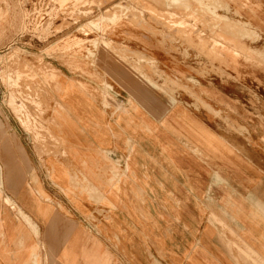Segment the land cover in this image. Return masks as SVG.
<instances>
[{"label":"crops","instance_id":"1","mask_svg":"<svg viewBox=\"0 0 264 264\" xmlns=\"http://www.w3.org/2000/svg\"><path fill=\"white\" fill-rule=\"evenodd\" d=\"M163 1L186 11L210 34L201 28L181 29L188 47L199 48L213 61L238 55L264 60V52L253 48L264 34L249 21L219 13L232 11L228 2L216 0L224 4L217 7L205 0H181L178 5ZM180 22L183 26L186 21ZM155 29L178 41L170 31ZM150 63L158 69L155 60ZM102 67L126 88L128 98L116 99L112 94L116 87L108 81L98 94L64 75L77 89L64 105L51 101L48 108L54 115L50 126L69 145L59 160L43 162L51 182L69 198L61 195L82 223L89 224L95 210L101 211L96 224L100 235L93 230L87 235L75 226L59 234L54 200L38 174L28 178L30 162L22 160L27 180L20 170L9 168L0 176V264H110L111 259L117 264H264L263 136L221 133L184 110L173 92L162 89L125 57L116 66ZM98 74L96 70L92 76ZM141 89L145 99L137 96ZM195 98L196 108L202 105L219 115L203 98ZM155 108L161 111L158 115ZM170 119L178 128L168 126ZM30 122L29 118L22 124L27 131L34 126ZM18 152H23L20 147ZM99 154L115 159L127 154L123 180L120 175L117 181L106 179L96 171L94 159ZM27 181L33 192L25 190ZM7 197L37 224L39 236L31 231L28 217L6 203ZM114 212L122 222L116 223ZM125 239H132L133 245L127 246ZM89 240L94 242L91 247Z\"/></svg>","mask_w":264,"mask_h":264},{"label":"rangeland","instance_id":"2","mask_svg":"<svg viewBox=\"0 0 264 264\" xmlns=\"http://www.w3.org/2000/svg\"><path fill=\"white\" fill-rule=\"evenodd\" d=\"M6 1L0 2V176L3 169L9 168L16 172L20 170L27 180V176H23L22 160L29 159L28 178L38 174L42 187L54 200L59 234L74 226L87 235L88 230L97 234L96 224L102 215L101 211L95 210L92 218L87 220L89 224L82 223L62 196L69 198L51 182L43 165L48 159L59 160L69 145L50 126L49 118L54 115L48 108L51 101L64 105L65 98L77 89V84L70 83L64 75L98 94L108 81L116 87V93H112L114 97L125 101L129 95L126 88L104 74L102 69V66H116L125 57L129 64L139 67L162 89L173 92L183 109L195 118L221 133L263 136L264 141V60L257 55L249 59L238 55L225 62L213 61L199 48L188 47L181 40V29L204 30V26L183 9L167 7L165 1L162 4L160 0ZM172 1L178 5L181 0ZM205 1L212 6L224 5L216 0ZM223 1L232 6V11L219 9V13L249 21L264 34V0ZM236 8L241 15L234 13ZM183 20L186 22L182 26L180 21ZM156 22L158 26L154 24ZM155 27L177 35L178 41L165 38ZM204 32L210 35L207 30ZM253 48L264 52V38L254 42ZM139 58H143L142 62L136 63ZM151 60L156 61L158 69L152 67ZM96 70L101 73L98 74L100 77L92 76ZM192 79L199 83L194 84ZM141 90L137 96L145 99L146 93ZM160 92L164 98V92ZM197 95L218 110L219 115L202 105L196 108L193 103ZM154 112L158 115L161 111L155 108ZM27 118L34 124L28 131L22 126ZM167 124L178 128L173 119ZM162 130L157 133L161 141ZM19 147L23 152H18ZM94 162L100 163L106 179L117 181L120 175L123 180V174L128 172L127 154H121L117 159L99 154ZM28 185L31 181L24 184L25 190L33 192ZM34 188L38 196L39 192ZM132 194L134 197V192ZM6 203L28 217L31 231L39 236L37 224L8 197ZM59 205H63L62 211L57 209ZM113 217L116 223L122 222L118 212H114ZM42 231L46 235V229ZM89 241L91 247L94 242ZM125 241L127 246L133 245L132 239ZM76 246L79 247L78 243ZM102 248L108 250L109 247L103 243ZM110 262L117 264L116 259Z\"/></svg>","mask_w":264,"mask_h":264},{"label":"bare ground","instance_id":"3","mask_svg":"<svg viewBox=\"0 0 264 264\" xmlns=\"http://www.w3.org/2000/svg\"><path fill=\"white\" fill-rule=\"evenodd\" d=\"M95 168H97V172L99 173V172H101V170H102V167H101V165H100V163H98V164H96V162H95ZM98 178L99 179H102V175H98Z\"/></svg>","mask_w":264,"mask_h":264}]
</instances>
